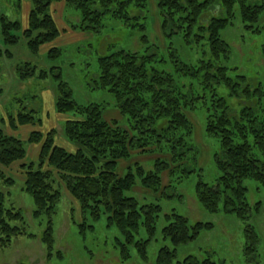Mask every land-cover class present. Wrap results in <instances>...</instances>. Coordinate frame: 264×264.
Listing matches in <instances>:
<instances>
[{
  "label": "rangeland",
  "instance_id": "obj_1",
  "mask_svg": "<svg viewBox=\"0 0 264 264\" xmlns=\"http://www.w3.org/2000/svg\"><path fill=\"white\" fill-rule=\"evenodd\" d=\"M252 2L260 10L256 23L246 24L236 3L233 16L229 15L227 24L219 30V37L228 45V52L221 57L220 62L228 67L227 74L240 84L255 86L260 83L264 104V52L261 49L264 35L257 30L264 24V0ZM31 8V0H0V131L20 139L26 148L24 159L14 161L6 168L0 166L3 174L0 178L3 205L20 216L16 219L5 216L9 226L17 228L16 233L3 232L0 225V264H156L159 249L163 246L172 247L170 240L164 237L163 227L172 221L174 214L185 217L191 225L200 222L211 226L201 230L194 240L177 246L172 264L188 255L199 260L208 256L218 264H264V188L259 183L253 180L243 182L247 187L246 198L250 205L246 221L224 212L221 206L217 212H210L197 199L195 188L199 176L208 184H214L220 175L214 161L219 142L206 131L205 106L186 111L191 126L188 142L193 147L191 153L196 156V160L190 161L189 165L186 163L188 158L172 160L167 148L158 149L154 145L129 150L128 157L116 161L115 173L118 178L129 171L136 175L138 167L145 173L152 172L156 161L167 164L159 172L160 184L155 190L142 185L141 179L136 176L135 183L124 191L125 195L136 197L140 204L160 206L152 231L148 233L140 226L131 243H126L119 229L107 221L108 212L102 205L89 199L84 202L72 192L68 183L75 174L71 176L55 168L48 158L39 165L43 139L39 142L29 141L32 132L39 131L44 135L53 130L55 145L72 153L80 147L68 140L63 131L64 123L76 119L78 115L56 108L58 92L54 67H58L61 79L67 83L78 105L96 106L103 121L110 125L116 123L128 131V115L120 111L112 94L95 82L98 58L118 49L140 53L148 45L151 46V53L154 51L159 58L169 61L171 46L184 62L195 66L203 57V51H208L206 40L202 39L195 45L186 42L183 32L165 36L158 0H147L143 9L130 5L127 9L128 19L115 18L107 13L98 32L73 28L74 24H79V12L61 0L53 2L49 11L60 33L39 45L33 53L23 33L29 26ZM219 12L216 9L212 14ZM4 23L18 24L16 28H9V32L17 39L16 43L4 42ZM139 24L144 25V28L140 29ZM141 35L147 36L148 42L142 41ZM51 49H57L59 54ZM27 64L36 68L35 73L22 78V75L29 73ZM165 66L164 63L159 64V67ZM41 71L46 72L44 78L39 77ZM179 80L184 82V78L179 77ZM192 80V90L196 94H204L195 79ZM218 90L220 94H226L224 87ZM209 98V93L205 91L206 103ZM21 114L32 119L22 124L18 118ZM84 152L91 154L85 148ZM29 162H32L33 169L49 171L46 178L50 185L48 193L55 196L49 201V196L44 195L47 204L52 207L49 213L43 210L36 212L35 199L26 189L29 168H23L22 164ZM103 162L99 157L96 165L98 170ZM187 165L195 171L185 175L182 170ZM256 205H259L258 210ZM48 220L51 222L53 239L51 248L42 241ZM246 223L254 227L258 236L255 260L246 259L244 251ZM118 241L126 245L128 258H122ZM139 241L146 244V259L139 256L135 247V242Z\"/></svg>",
  "mask_w": 264,
  "mask_h": 264
},
{
  "label": "trees",
  "instance_id": "obj_2",
  "mask_svg": "<svg viewBox=\"0 0 264 264\" xmlns=\"http://www.w3.org/2000/svg\"><path fill=\"white\" fill-rule=\"evenodd\" d=\"M61 0H31L29 26L23 31L29 50L35 53L39 45L54 39L59 33L50 7L53 2ZM65 4L74 7L79 12V24L73 28L98 32L102 27L104 15L110 13L115 18L128 19L127 9L134 5L143 9L147 0H64ZM239 5V12L247 23H256L259 7L252 0H158L162 16V28L165 36L184 33L187 43L197 45L200 40H206L208 51H203V57L197 65L184 62L175 49L170 46L169 61L150 52L151 46H146L143 52H131L118 49L108 55L98 58L97 86L107 89L114 97L120 111L128 115V131L118 124L106 123L101 118L96 106H80L72 97L67 83L61 79L58 67H54L57 79V98L55 106L61 112L73 111L78 117L67 120L63 131L68 140L80 147L75 152L54 144L53 133L44 134L32 132L30 142H39V165L46 158L55 168L73 174L69 187L72 192L84 202L89 199L102 205L108 212L107 221L114 224L123 235L126 243L133 241L135 233L143 226L148 233L160 210L158 204H140L134 196L124 194L136 176L141 184L155 190L160 184L159 172L167 167L163 161H156L152 172H143L137 168L136 175L131 171L118 178L115 173L116 161L129 156V150L145 149L154 145L158 149H166L172 160L188 158L186 163L195 161V153L188 142L191 133L190 122L186 111L205 106V126L208 134L218 139L219 149L214 153V161L220 171L216 183L208 184L201 175L196 183L195 193L202 206L217 212L219 207L224 212L232 213L246 221L250 213L247 203V187L244 180H253L264 188V104L262 103L261 84H240L227 74L228 67L220 62L226 56L228 45L219 37V30L227 24L229 15L233 16L234 4ZM221 8V9H220ZM216 9L218 14H212ZM211 10V11H210ZM206 22V24L204 22ZM180 23V25H177ZM17 23H4L2 34L5 43L17 42L9 28H16ZM144 25L139 24L143 29ZM257 30L264 35V24ZM204 34H203V33ZM191 37V38H189ZM142 41L147 36L141 35ZM264 52V42L261 44ZM57 52V49H51ZM209 57H206L208 56ZM54 56V55H52ZM162 56V55H160ZM164 63L166 68L159 67ZM29 66V73L22 78L34 75L36 68ZM45 71L39 77L44 78ZM180 78H184L182 83ZM241 78H245L240 75ZM191 78V79H189ZM195 79L204 94L199 95L192 90ZM187 86V87H186ZM220 87L226 89L222 95ZM205 91L209 93L206 103ZM19 122L25 123L31 116L19 115ZM84 148L91 152L87 155ZM189 152L191 154H189ZM189 154V155H188ZM188 155L189 157H186ZM26 156L23 142L0 131V166L8 167L14 161ZM104 162L97 169L98 158ZM188 165L183 171L185 175L195 171ZM27 171L26 189L32 193L37 211L49 213L52 210L44 195L51 201L55 196L49 195L50 185L47 182L49 171L33 169L32 162L23 163ZM3 174L0 172V178ZM46 193V194H45ZM44 197V198H42ZM111 199V202H110ZM4 194L0 190V225L3 232H17L5 220L20 218L16 213L5 209ZM221 203V205H219ZM259 205H256L258 210ZM40 213V212H39ZM6 218V219H7ZM208 223L196 222L188 224V220L178 214L163 227L164 237L168 238L172 247L163 246L159 249L156 264H172L176 257V248L194 240L200 231L210 228ZM245 255L248 260L256 258V241L258 236L251 224L244 227ZM42 241L52 247L51 222L47 223ZM122 258L129 257V251L124 243H120ZM147 243V242H146ZM138 254L146 259V244L135 242ZM176 264H218L210 257L201 260L188 255ZM224 264V263H221Z\"/></svg>",
  "mask_w": 264,
  "mask_h": 264
}]
</instances>
